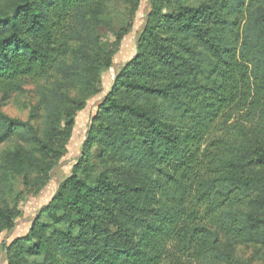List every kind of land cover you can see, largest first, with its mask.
<instances>
[{
    "label": "trees",
    "instance_id": "obj_1",
    "mask_svg": "<svg viewBox=\"0 0 264 264\" xmlns=\"http://www.w3.org/2000/svg\"><path fill=\"white\" fill-rule=\"evenodd\" d=\"M113 1L0 0L2 101L34 98L27 121L0 110V235L134 25L142 0H115L119 28ZM149 3L72 174L7 264H251L238 249L264 248V0Z\"/></svg>",
    "mask_w": 264,
    "mask_h": 264
},
{
    "label": "rangeland",
    "instance_id": "obj_2",
    "mask_svg": "<svg viewBox=\"0 0 264 264\" xmlns=\"http://www.w3.org/2000/svg\"><path fill=\"white\" fill-rule=\"evenodd\" d=\"M112 2L111 16L114 19V28H119V22L122 18L123 6L119 3ZM118 15H114L115 11ZM150 10L149 0H142L140 8L136 14L134 25L131 31L124 37L122 45L114 57L113 66L106 70L102 75V89L99 94L92 97L86 108L78 113L72 138L67 146V152L58 165L53 169L51 180L47 186L38 195H26L20 204V215L16 219L15 226L10 231H4L0 235V264H7L6 247L13 240L22 237L28 233L32 224L41 216V210L47 206L62 182L72 174L73 166L80 158L83 143L86 139L88 128L93 116L96 114L97 107L111 90L115 77L120 68H122L130 59H132L137 50V41L146 25L147 15ZM113 11V12H112ZM100 34L104 39L111 36V31L106 27L100 28ZM33 87H26V91L20 102L15 99L9 102L2 101L0 95V110L10 118L27 121L29 117V106L34 102ZM46 220V216H42ZM238 258L251 264H264V248L259 247H242L238 249ZM185 262V259L183 260ZM198 264V263H196ZM212 264V263H210Z\"/></svg>",
    "mask_w": 264,
    "mask_h": 264
}]
</instances>
